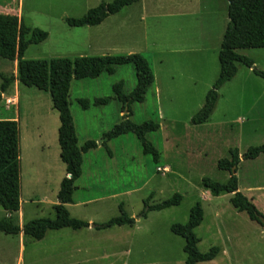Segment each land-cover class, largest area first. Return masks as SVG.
<instances>
[{
  "label": "rangeland",
  "instance_id": "374dc122",
  "mask_svg": "<svg viewBox=\"0 0 264 264\" xmlns=\"http://www.w3.org/2000/svg\"><path fill=\"white\" fill-rule=\"evenodd\" d=\"M112 1L0 0V14L47 33L43 42L29 45L25 60L143 55L155 80L145 100L130 105L129 120L159 125L146 135L160 153L159 162L142 154L132 133L110 141L108 151L100 145L101 136L126 114L113 87L122 83L124 94L132 92V65L118 66L112 75L72 80L68 102L78 144L94 141L98 149L83 155L74 204L66 209L89 228L47 231L39 241L0 232V264H184V240L170 227L186 224L197 202L203 209V221L194 230L198 250L220 248L215 260L198 264H264V227L236 211L230 194L213 197L202 186L203 178L228 181L229 173L219 170L217 162L237 149L238 191L264 216V155L241 160L247 149L264 144L263 79L237 64L236 76L219 90L209 121L190 124L219 74L218 51L228 23L225 0H140L98 26L72 28L65 23ZM237 53L264 72V48ZM16 71V62L0 58V87L1 76L16 77ZM97 99L107 103L95 105ZM79 101H86L88 108ZM12 118L18 121L21 138L20 210L12 221L21 227L35 219L53 220L65 177L57 142L58 113L47 93L14 81L0 103V120ZM175 193L182 196L179 206L141 217L146 202L158 204ZM119 204L135 220L132 226L90 227L118 216ZM4 216L0 208V219Z\"/></svg>",
  "mask_w": 264,
  "mask_h": 264
},
{
  "label": "trees",
  "instance_id": "16d2710c",
  "mask_svg": "<svg viewBox=\"0 0 264 264\" xmlns=\"http://www.w3.org/2000/svg\"><path fill=\"white\" fill-rule=\"evenodd\" d=\"M140 0H113L111 3H101L90 9L80 19H66L67 26L81 28L100 25L108 16L119 13L123 8ZM228 23L222 36L218 51L219 74L211 89L206 93L202 108L190 119L191 125H202L209 121L219 99V90L237 74V64L252 69V72L263 79L264 72L253 67L254 62L237 52L244 49L264 48V0H225ZM47 38V33L31 30L18 21L16 17L0 14V58L16 62V77L1 76V95L8 86L17 81L20 85L33 87L47 93L52 108L59 116L57 142L60 149V161L65 167V177L61 180L57 194L58 204L54 206L55 218L35 219L23 226L12 221V214L20 210V133L18 121L0 120V208L8 216L0 219V232L5 235L17 236L23 234L35 240H42L47 231L71 229L78 231L89 228V223L74 219L70 216L66 205L74 204L73 194L77 190L75 182L82 175L83 155L97 148L94 141H86L79 146L73 118L69 110V90L72 80L95 79L101 74H114L118 66L132 65L135 71V88L129 94H124L123 85L113 87L115 99L122 105L120 123L101 136L100 145L108 151L107 144L123 135L132 133L138 140L142 154L150 156L154 164H158L160 153L146 139V135L156 132L159 125L153 121L135 124L129 120L132 116L130 105L142 103L145 95L154 83V74L147 59L138 53L126 56L55 58L50 60H25L24 55L32 44H39ZM81 107L88 108L86 101H79ZM107 100L97 99L95 105H104ZM229 159L217 162V168L229 173L228 181L224 184L202 179V186L213 197L230 194V204L238 212H245L251 221L260 224L258 218L263 216L254 204L238 191L236 178L237 167L240 163L237 149L229 151ZM264 155V144L250 147L242 155L243 160H253ZM182 196L175 193L171 198L158 204L144 205L141 217L146 218L152 211H161L179 206ZM119 215L102 224H95L96 230H105L114 226H132L135 220L128 216L122 204L118 205ZM203 221V209L197 202L190 210L186 224H173L170 232L184 240V264H198L215 260L220 248L212 247L208 252L201 253L197 244L199 239L194 230ZM261 225V224H260ZM262 226V225H261ZM263 227V226H262Z\"/></svg>",
  "mask_w": 264,
  "mask_h": 264
},
{
  "label": "water",
  "instance_id": "95a60500",
  "mask_svg": "<svg viewBox=\"0 0 264 264\" xmlns=\"http://www.w3.org/2000/svg\"><path fill=\"white\" fill-rule=\"evenodd\" d=\"M241 160H242V157H241ZM258 220L260 224L264 227V216L259 217ZM90 227L93 228L94 224H91Z\"/></svg>",
  "mask_w": 264,
  "mask_h": 264
},
{
  "label": "crops",
  "instance_id": "0c3cea01",
  "mask_svg": "<svg viewBox=\"0 0 264 264\" xmlns=\"http://www.w3.org/2000/svg\"><path fill=\"white\" fill-rule=\"evenodd\" d=\"M155 79V78H154ZM121 113H124V111H122ZM126 113V112H125ZM125 115V114H124ZM10 120H15V118H12V119H10ZM20 140H21V138H20ZM98 149V146H97V148L95 149V150H93V151H96ZM67 206V205H66ZM5 216H8V215H6V213H5ZM95 226V225H94ZM93 228H95V227H93ZM21 249H22V247H21Z\"/></svg>",
  "mask_w": 264,
  "mask_h": 264
},
{
  "label": "built area",
  "instance_id": "2783aa9c",
  "mask_svg": "<svg viewBox=\"0 0 264 264\" xmlns=\"http://www.w3.org/2000/svg\"><path fill=\"white\" fill-rule=\"evenodd\" d=\"M160 170H161V169H160ZM162 171L166 172V171H167V169H165V168H162Z\"/></svg>",
  "mask_w": 264,
  "mask_h": 264
}]
</instances>
